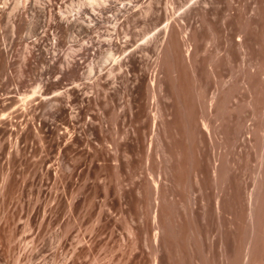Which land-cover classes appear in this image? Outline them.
Segmentation results:
<instances>
[{
    "label": "rangeland",
    "instance_id": "obj_1",
    "mask_svg": "<svg viewBox=\"0 0 264 264\" xmlns=\"http://www.w3.org/2000/svg\"><path fill=\"white\" fill-rule=\"evenodd\" d=\"M105 3L78 43L113 71L71 97L0 9V264H264V0Z\"/></svg>",
    "mask_w": 264,
    "mask_h": 264
},
{
    "label": "bare ground",
    "instance_id": "obj_2",
    "mask_svg": "<svg viewBox=\"0 0 264 264\" xmlns=\"http://www.w3.org/2000/svg\"><path fill=\"white\" fill-rule=\"evenodd\" d=\"M105 2H106V0H80L75 5L73 4V6L70 3L69 4L70 7L66 6L64 11H60V8H59L58 12L53 13L52 12L53 8L51 7V5L47 4V2L44 3L41 0H0V4H1L0 9L3 12L2 13L3 14V20H1L2 21L1 23L3 24V29L11 27L12 29L16 30V31H14L15 33L17 31H19V33L22 31H25L28 35L27 36L28 37V39H27L28 43L32 44L31 48L37 49V51H39L38 55L40 56V58H42L43 60L47 59L46 61H47V64H49V67L53 63H58V61L60 62V82L66 81V82H68V84H66L63 87L62 91L57 90L55 93H56V95H62V96L65 95V96L71 97L70 94H71L72 90L76 91L77 89L81 88L80 84L78 83L81 80L92 81L93 78H94L93 80H95V75L97 76V74H98V76H99L105 70L109 71V75L113 71L112 67H111V69H108V68L110 67L109 64L111 63L110 60L113 58L112 56L115 53L114 50H116V48L119 47V45L116 48L114 47L116 45H113V43H112L113 41L111 42V40H113V39H111V40H106V38L104 40L102 38L100 39L101 34L98 33L99 36H94V37L93 36L92 37L87 36V39L84 40V42L82 41L81 44L78 43V41L80 40V39H78L79 38L78 33L81 29L86 28L87 30L89 29V31H90V29H92L94 27L93 26L94 24L96 25L97 23H99V21L102 22V20H99L100 15H102V14L99 15L98 12L96 13L95 8L98 6H104L105 7V5H107ZM73 7H76L78 10L77 11L74 10ZM118 12L120 13V11H118ZM113 16L114 15H112V17ZM101 17H103V16H101ZM107 18H109V17H107ZM50 27H52L53 30L55 29L54 31L60 32L59 34H61V36H62L61 37L58 34L62 38V40L60 39L61 40L60 42L65 41L64 43H66L67 46L65 48L66 50L61 52L60 49H58L56 47L58 44H56V46L54 45V47L52 49V54H51L52 56L50 55L51 61H48V60H50L49 57H47L49 51L46 52V50L44 48L43 37L44 36L46 37V34L49 31L48 28H50ZM46 30H48V31H46ZM89 31H88V34H89ZM94 32H96V31H94ZM104 33H105V31H104ZM110 34L112 35V32H110ZM173 34H171L170 36H172ZM23 38H25V37H23ZM114 40H116V39H114ZM118 43H120V42H118ZM62 46H65V45H62ZM75 46H77V48L79 46V49H84L86 51L87 50L90 51V56H88L89 57L88 63L84 67H82V65L77 60V58H75L77 55L75 52H77V50H78L77 49L75 51V49H74ZM62 50H63V48H62ZM78 51H80V50H78ZM116 57H117V55H116ZM7 60H8V58L7 59L5 58V60H4V65L2 68L3 73L5 72V69H6L5 67H7L6 66L7 62H8ZM111 65H112V63H111ZM110 70H112V71L110 72ZM108 71H107V73H108ZM104 73H106V71ZM112 79H114V78L112 77ZM57 81L58 80L55 79L53 82H57ZM114 82H116V81H114ZM45 84H46V82L42 83L41 86L37 87L38 90L34 91V94L38 93V95H40V97H43V90H44L43 88L45 87ZM150 84L152 87L151 88V91H152L151 104L154 107L152 113L154 111H156V112H154V115H153V121H155L156 115H157V110H158V109H156L158 104L156 105V102H155L156 101V90H155L156 81L153 80V81H151ZM32 96L31 95L25 96L22 99L23 104H28V102H30V99L32 100V98L34 97V96L33 97ZM47 104L51 108H56V109H59V107L61 108V106H59V104H57L55 102V100L48 101ZM155 219H156V217H155Z\"/></svg>",
    "mask_w": 264,
    "mask_h": 264
}]
</instances>
